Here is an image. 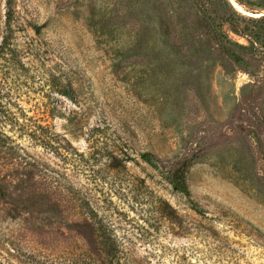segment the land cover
Masks as SVG:
<instances>
[{"label": "rangeland", "instance_id": "obj_1", "mask_svg": "<svg viewBox=\"0 0 264 264\" xmlns=\"http://www.w3.org/2000/svg\"><path fill=\"white\" fill-rule=\"evenodd\" d=\"M0 184V264H264V0H0Z\"/></svg>", "mask_w": 264, "mask_h": 264}, {"label": "trees", "instance_id": "obj_2", "mask_svg": "<svg viewBox=\"0 0 264 264\" xmlns=\"http://www.w3.org/2000/svg\"><path fill=\"white\" fill-rule=\"evenodd\" d=\"M143 160L148 163L150 166L154 168H158V164L154 158V156L150 153L142 154ZM187 162H184L180 167L176 168L167 178L170 184L173 187V190L178 193H182L185 196H190L189 186L187 184ZM0 193L5 196L7 195V192L4 190V187L0 184ZM194 209L196 212L201 213L200 206L197 202H192ZM113 252L106 253V256H108L110 259V262L108 264H113ZM74 264V263H71ZM82 264H90V263H82ZM94 264H102L99 262H95Z\"/></svg>", "mask_w": 264, "mask_h": 264}]
</instances>
